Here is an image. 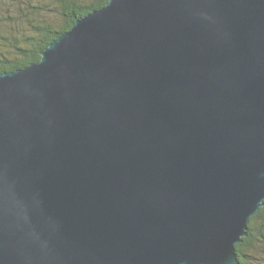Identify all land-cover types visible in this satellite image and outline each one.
I'll return each mask as SVG.
<instances>
[{
	"label": "water",
	"instance_id": "water-1",
	"mask_svg": "<svg viewBox=\"0 0 264 264\" xmlns=\"http://www.w3.org/2000/svg\"><path fill=\"white\" fill-rule=\"evenodd\" d=\"M0 73V264H238L264 200V0H108Z\"/></svg>",
	"mask_w": 264,
	"mask_h": 264
},
{
	"label": "trees",
	"instance_id": "trees-1",
	"mask_svg": "<svg viewBox=\"0 0 264 264\" xmlns=\"http://www.w3.org/2000/svg\"><path fill=\"white\" fill-rule=\"evenodd\" d=\"M59 7V23L45 19L33 21L29 32L23 37H14V43L0 51V73L11 72L36 63L41 52L49 43L67 32L77 19L106 5L108 0H54ZM258 240L264 246V200L263 204L250 216L247 233L242 241L234 244L238 264H253L248 260V252Z\"/></svg>",
	"mask_w": 264,
	"mask_h": 264
},
{
	"label": "rangeland",
	"instance_id": "rangeland-1",
	"mask_svg": "<svg viewBox=\"0 0 264 264\" xmlns=\"http://www.w3.org/2000/svg\"><path fill=\"white\" fill-rule=\"evenodd\" d=\"M45 19L59 23V7L54 0H0V51L14 43V37L29 32L33 21ZM253 264H264V246L256 240L248 252Z\"/></svg>",
	"mask_w": 264,
	"mask_h": 264
}]
</instances>
